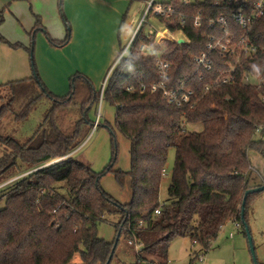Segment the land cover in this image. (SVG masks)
Returning <instances> with one entry per match:
<instances>
[{
  "label": "trees",
  "instance_id": "16d2710c",
  "mask_svg": "<svg viewBox=\"0 0 264 264\" xmlns=\"http://www.w3.org/2000/svg\"><path fill=\"white\" fill-rule=\"evenodd\" d=\"M240 4L217 7L210 0L177 4V10L184 14L182 30L187 39L161 45L141 29L128 55L114 66L103 98L116 105L114 124L129 139L127 170L112 168L116 156L99 173L72 156L84 141L83 125L90 123L87 111L99 101L92 83L77 72L70 76L69 92L57 95L46 88L37 73L33 75L43 94L55 102L50 113L57 107H72L77 116L67 126L49 120L25 142L0 135L9 149L0 157V177L21 174L17 160L30 170L0 189L4 199L0 206V264H110L121 234L142 244L130 264H166L168 248L177 237L187 236L193 246L206 251L229 221H237L245 232L251 196L256 193L246 196L242 220L245 190L255 186L250 182L249 151L264 155V140L256 139L264 129V17L255 19L248 29L228 19L236 37L233 44L238 46L244 36L257 46L247 57L239 48L225 57L210 49L212 39L208 36L219 34L222 25H210L207 20L210 14H227ZM199 11L203 21L196 27L193 15ZM62 17L68 27L64 38L53 39L45 32L49 42L59 47L70 39L69 23L64 14ZM173 23H167L170 31L177 28L178 16ZM37 29L45 31L38 20L30 49ZM141 43L155 47L158 56L172 62L168 85L178 87L183 81L194 92L193 106L175 105L160 91H139L138 82L152 83L158 78L157 56L141 51ZM203 53L211 60L209 69L193 59ZM246 75H255L258 80L245 81ZM223 77L229 81L222 82ZM214 80L217 82L203 91ZM78 83L79 87L89 84L90 91L83 93ZM6 84L9 99L0 108V121L11 113L22 118L15 105L28 98L21 102V106H28L38 92L28 85L27 78ZM128 84L132 90L126 89ZM81 92L80 100H75ZM196 122L202 123V130L187 129V123ZM170 147L175 149L174 165L167 198L161 204L159 190ZM14 169L19 173L9 176L7 172ZM109 171L120 184L129 178L132 197L128 202H119L99 184L100 177ZM157 208L159 213H155ZM102 221L114 226L113 240L99 236L97 224Z\"/></svg>",
  "mask_w": 264,
  "mask_h": 264
},
{
  "label": "rangeland",
  "instance_id": "374dc122",
  "mask_svg": "<svg viewBox=\"0 0 264 264\" xmlns=\"http://www.w3.org/2000/svg\"><path fill=\"white\" fill-rule=\"evenodd\" d=\"M115 3L124 4L127 8L126 17L122 23V28H128V33L131 32L132 25H136L145 9L146 0H111ZM65 12L62 10V14ZM116 14V13H115ZM61 20H64L63 17ZM146 21L151 25L145 24L144 30L151 32L152 34L157 29H162L163 26L155 18L147 16ZM8 22H6L7 24ZM63 23V22H62ZM117 23V22H116ZM115 23V25H116ZM120 23L118 21L115 29V36H117V30ZM0 23V108L6 104L9 99V85L6 84L12 80H18L27 78L31 88H33L38 95L32 99L28 106H21V102L27 100L25 98L18 105H15V110L18 113H23V117L16 119L14 115L8 114L4 116L0 121V135L5 137L7 135L16 138L20 142H25L30 138L34 132H36L41 125H45V122L49 123V120L60 123L62 126L70 125L72 119L77 116V110L72 107L67 110L61 109L60 107L55 108L53 113L50 110L54 107L55 102L50 96L43 94L38 86L36 80H34V74H39V58H44V61L48 58L56 59L53 52L45 51L44 49L40 52V46H37L34 51L35 42L40 40L33 39L32 48L30 49L31 39H8L4 36V32H9L11 25L4 26ZM65 32L62 38L68 32V27H64ZM71 32V31H70ZM44 41L50 46L47 36L40 32ZM175 37L181 36L179 32H174ZM40 37V36H39ZM113 36H109L111 39ZM81 45L84 49L85 54H81L80 59L71 51L75 48L72 44L69 48H66L64 52L70 53L69 56L73 59V63L69 64L67 70L61 76V82L63 85L53 89L54 94H66L70 90V76L78 72V74L86 77L96 92L99 91L101 82L106 74L107 70L112 65L114 58L110 61L103 74H101L100 81H96L95 70L99 69L104 62V56L99 54L95 39H92L90 46L86 45L84 37L81 38ZM127 41L122 37L121 44H125ZM39 48V50H38ZM147 54L159 55V51L150 46L146 50ZM71 54L75 55L74 58ZM91 56L96 58L93 60V70L89 71L93 75L88 74V66L86 65L85 56ZM116 56V55H115ZM91 61V60H90ZM58 69V68H55ZM95 69V70H94ZM42 77V76H41ZM95 81V83H94ZM79 87V83H78ZM83 87V88H82ZM47 88V87H46ZM80 89L83 93L90 91L89 84H81ZM48 89V88H47ZM49 90V89H48ZM50 91V90H49ZM52 92V91H51ZM81 93L75 96V100H80ZM29 100V99H28ZM77 106V105H76ZM23 107V108H22ZM76 108V107H75ZM73 110V112H72ZM116 113V105L110 103L108 100L103 98L101 101H96L91 105L87 111L88 119L90 123L83 125L82 135L84 141L77 147L73 152V158L88 164L94 171H103L110 163L112 156H116L115 162L113 163V169L127 170L130 166L129 156V139L121 133L120 130L114 124V117ZM99 114V115H98ZM76 115V116H75ZM97 120V121H96ZM95 123V125L91 123ZM187 129L200 131L203 129L202 123H187ZM256 139L264 140V129L257 133ZM9 153V149L0 141V157L3 154ZM114 153V154H113ZM249 157L251 160L252 175L250 182L256 184L255 186L264 184V155L258 153L255 150L249 151ZM175 149L170 147L167 155V162L165 164V174L162 176L160 190H159V201L164 202L167 198V188L174 165ZM18 168H20L21 174L15 175L18 170H10L7 172L9 176L15 175L14 177L8 178L7 175L0 177V189L10 184L14 179L27 174V166L22 165L17 160ZM40 168V167H39ZM34 170V169H33ZM24 171V172H23ZM32 171V170H31ZM6 174V172H5ZM99 184L101 187L113 196L116 200L121 203L128 202L132 197V191L129 187V178H126L123 184H120L113 171L104 173L100 179ZM64 192V191H63ZM4 199L0 195V206L3 205ZM249 217H248V228L255 248V255L258 264H264V190L254 193L251 196V203L249 205ZM97 231L99 236L104 239L111 241L115 238V228L112 224L107 221H102L97 224ZM118 245L110 264H130L136 260L137 249L133 245L128 243V239L125 234H121L118 239ZM196 250L198 254H202L204 261L200 262L196 258V254L193 251ZM75 260L79 259V256L74 257ZM166 264H255L251 255L248 237L243 229L236 225V223L229 221L227 222L221 231L219 232L216 239L211 243L210 247L204 251L199 250V246H193L189 237L181 236L175 238L167 252V263Z\"/></svg>",
  "mask_w": 264,
  "mask_h": 264
},
{
  "label": "crops",
  "instance_id": "0c3cea01",
  "mask_svg": "<svg viewBox=\"0 0 264 264\" xmlns=\"http://www.w3.org/2000/svg\"><path fill=\"white\" fill-rule=\"evenodd\" d=\"M62 10L65 12L63 14L70 26V39L63 46H50L44 41L40 32L43 34L46 32L53 39H62L65 32L64 27L66 26L64 20L60 18ZM0 12L2 15L0 23L5 27L11 25L9 32H4L3 36L8 39H31L32 29L37 20L40 21V25L45 31L42 29L35 31L33 39L40 41L35 42L34 51H36L37 46H40L42 55L44 49L53 52L52 55L56 57V59L48 58L46 61H44V58H39V74L42 76L40 78L52 92H54L53 89L63 85L61 76L65 71L61 68L67 70L68 65L73 63V59L70 58L69 54L73 52L79 59L81 54H85L81 45L82 37H84L88 46L92 44V39H95L94 46L99 49L97 52L104 56L105 60L101 67L97 71L94 69L95 79L100 81L101 74H103L110 61L113 58L115 59L120 50L122 37L125 38L128 33L127 27L124 30L122 28L127 8L124 4H114L111 0H62L61 7L59 0H0ZM119 19L117 36H115ZM6 22L8 23L6 24ZM109 36L113 37L108 39ZM72 44L75 45V48H72L70 53L68 51L64 52ZM74 54H71L73 58ZM83 59L86 60L85 63L89 68L88 74L93 75L89 71L93 70V60L96 58L86 55Z\"/></svg>",
  "mask_w": 264,
  "mask_h": 264
},
{
  "label": "built area",
  "instance_id": "2783aa9c",
  "mask_svg": "<svg viewBox=\"0 0 264 264\" xmlns=\"http://www.w3.org/2000/svg\"><path fill=\"white\" fill-rule=\"evenodd\" d=\"M198 1H203V0H146L145 9L138 23L134 26L131 23L130 27L132 26V30L130 33H127L125 37V40L127 42L123 44V46L120 48L117 56L112 62V65L104 75V78L101 82L98 91L99 101L103 99L105 85L112 69L121 59V57L128 55L129 47L134 41L138 32L141 29H144V26H146L145 24L151 25L152 27V24L146 21L147 16L155 18L163 26L162 29H157L156 31H154L153 34L149 31H145V34L147 36H154L155 42L161 45L165 44L166 42L178 43L179 39H183L184 41V39H187V37L182 30V26L184 24V14L183 12L177 10L176 5L177 4L189 5ZM240 1H241L240 7L232 9L227 14L221 13L217 16H212V14H210V16L207 17V20L210 23V25H213L214 23L222 25L221 32L219 34L211 33L208 36V39H212V42L208 45V47L212 50L218 51L222 57H225L228 52L229 53L236 52V48L242 49L246 53L245 57L252 55L257 50V46L249 44L246 41L247 38L244 36L240 37L241 41L238 44V46L233 44V39H236V37L234 33L229 29L228 19H232L237 25H239L243 29L250 28L251 23L255 19L259 17H264V0H210L211 4L217 7L226 6L228 4L231 5L233 3ZM175 16H178L179 23L175 31H170V28L167 23L169 22L170 24H174L173 21ZM202 21H203V17L201 15V11L193 15L194 26L199 27ZM147 28L145 30H147ZM174 32H179L181 36L175 37L173 35ZM169 36H171L172 40H169L167 38ZM149 47L150 45L148 43H141L139 49L146 53V50ZM193 59L202 66H205L207 69L211 67V60L204 53L199 56H193ZM155 63H156L157 76H158L157 80L152 83L138 82L137 87L139 91L144 92L148 89L151 91H160L162 95L166 97L169 102H172L175 105L180 106L183 104H187L190 107L193 106L195 103V101L192 100V96L194 92L192 89L187 88L183 81L179 83L178 87H169L168 85L169 70L172 65V62L167 58H162L161 56H157L155 59ZM257 80L258 79L255 77V75L253 76L246 75L245 77V81L255 82ZM221 81L226 82L229 80L228 77H223ZM216 82L217 81L214 80L210 84L204 86L203 91L209 90V88L212 85H214ZM259 82L260 81H258V83ZM126 89L132 90L133 86L128 84L126 86ZM164 174H165V169H163L162 171V175ZM161 204L163 203L161 202ZM155 213H159L158 208L155 210ZM232 222L236 223L237 226L239 225L237 221H232ZM128 243L133 245V247L136 248L137 250H139L142 245L141 242L137 241L134 238L128 239ZM196 258L200 262L204 261V257L202 254L197 253Z\"/></svg>",
  "mask_w": 264,
  "mask_h": 264
},
{
  "label": "water",
  "instance_id": "95a60500",
  "mask_svg": "<svg viewBox=\"0 0 264 264\" xmlns=\"http://www.w3.org/2000/svg\"><path fill=\"white\" fill-rule=\"evenodd\" d=\"M178 41L179 42H182L183 39H179ZM261 190H264V184L258 185V186H252V187H249L248 189L245 190L244 200H243V202L241 204V210H240V214H241V219L242 220L244 219V205H245V198H246V196L248 194H250V193L258 192V191H261ZM244 227H245V233H246V235L248 237L249 247H250V251H251V255H252L253 261H254L255 264H258L256 255H255V248L253 246V242H252V239H251V235H250V232H249V228H248V225H247V223L245 221H244ZM114 248H115V244L113 245V249L112 250H114ZM111 256H112V253H111ZM110 258H109V260H110ZM107 263H108V261H107Z\"/></svg>",
  "mask_w": 264,
  "mask_h": 264
},
{
  "label": "bare ground",
  "instance_id": "6f19581e",
  "mask_svg": "<svg viewBox=\"0 0 264 264\" xmlns=\"http://www.w3.org/2000/svg\"><path fill=\"white\" fill-rule=\"evenodd\" d=\"M167 38H168L169 40H172V39H171V36H169V37H167Z\"/></svg>",
  "mask_w": 264,
  "mask_h": 264
}]
</instances>
